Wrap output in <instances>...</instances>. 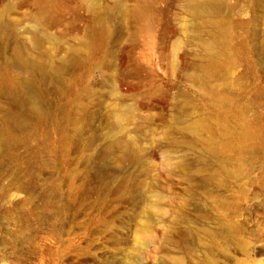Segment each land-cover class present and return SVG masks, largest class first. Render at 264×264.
<instances>
[{
    "label": "rangeland",
    "instance_id": "1",
    "mask_svg": "<svg viewBox=\"0 0 264 264\" xmlns=\"http://www.w3.org/2000/svg\"><path fill=\"white\" fill-rule=\"evenodd\" d=\"M187 1L0 0L74 55L0 91V264H264V0Z\"/></svg>",
    "mask_w": 264,
    "mask_h": 264
},
{
    "label": "bare ground",
    "instance_id": "2",
    "mask_svg": "<svg viewBox=\"0 0 264 264\" xmlns=\"http://www.w3.org/2000/svg\"><path fill=\"white\" fill-rule=\"evenodd\" d=\"M222 2L223 0H188L187 9L193 18H206L209 12L208 10L216 8L217 5L220 3L222 4ZM204 22L214 24V21L210 18H206ZM49 25L50 24L46 19L43 20L40 17H35L34 22L28 28L15 29V18L10 16L4 18L0 11V41L2 43L0 48V91L7 87L5 92L16 101L17 99H20L21 89L29 88L26 84L23 85L19 83L11 73L9 74V70L15 71L17 75L31 72L42 74L41 76H43L44 73L50 75L53 74L55 70H59L67 65L74 56L73 52H70L65 45L55 53L52 45L57 39L48 31L50 27ZM251 45L250 47L253 51ZM256 50L264 53V38L260 40L259 46ZM4 73L5 76L2 75ZM31 101L32 98L30 99V103ZM30 106L34 107L33 104ZM10 120L11 123L18 125V118L12 116ZM98 135H100V133ZM102 150L111 153L114 160L122 159L123 161V159H129L133 162L137 161L135 158L136 150L134 148L131 149L128 145L121 147L114 142H105ZM224 219L225 218H221V223L226 229V232L233 237H237L240 227L232 225ZM205 258L207 264L217 263L210 256H205ZM246 263L247 262H245V264Z\"/></svg>",
    "mask_w": 264,
    "mask_h": 264
}]
</instances>
